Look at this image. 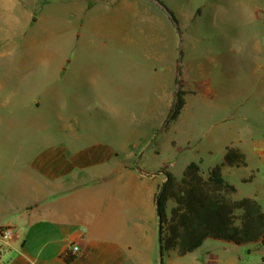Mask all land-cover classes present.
Instances as JSON below:
<instances>
[{"label": "crops", "instance_id": "crops-1", "mask_svg": "<svg viewBox=\"0 0 264 264\" xmlns=\"http://www.w3.org/2000/svg\"><path fill=\"white\" fill-rule=\"evenodd\" d=\"M39 4L33 2L31 10L22 12L19 2L0 0V20L7 25L0 28V229H13L8 248L0 252V264H239L240 247L222 242L230 257L220 262L215 255L219 248L209 244L211 239L184 256L162 250L155 195L166 176L158 166L136 165L137 155L129 151L144 136L139 130L144 120L132 128L133 112L118 113L111 100L102 98L98 104L106 113L96 121L100 124L108 118L127 127L108 130L95 123L97 129L86 128L80 100L54 99L53 87L48 86L52 68L45 59L40 64L41 79L35 75L26 81L38 66L34 59L20 60L16 40L46 17L42 10L48 5ZM66 4L75 30L93 33L111 45L146 42L144 55L162 62L169 74L168 83L162 80L157 87L170 86L175 75L166 64L165 42L173 21L160 6L150 0H72ZM187 14L174 13L177 23L190 24L187 17H195ZM128 53L133 54L128 50L123 54ZM40 54L53 56L49 50ZM35 55L26 52L27 58ZM184 74L187 88L195 93L191 77L187 71ZM203 87L209 92L207 84ZM38 90L40 98L25 95ZM71 103L73 108L68 107ZM149 107L147 101L146 113L140 116L148 117ZM54 111H58L56 119ZM181 118L173 121V130ZM252 143L264 164V138ZM214 144L207 141V154L217 151ZM229 148L226 143L219 148L222 159ZM237 150L247 163L245 152ZM120 154L127 155L121 159ZM189 165H195L202 176L212 170L204 172L194 162L185 169ZM184 170L180 176L171 175L180 179ZM73 246L78 248L76 253L70 252Z\"/></svg>", "mask_w": 264, "mask_h": 264}, {"label": "rangeland", "instance_id": "rangeland-1", "mask_svg": "<svg viewBox=\"0 0 264 264\" xmlns=\"http://www.w3.org/2000/svg\"><path fill=\"white\" fill-rule=\"evenodd\" d=\"M15 1L21 4L22 12L31 10L33 2L48 5L42 10L46 17L16 40L20 60L34 59L38 66L35 74H28L27 82L34 80L35 75L41 79L40 64L47 60L52 68L48 86L53 87L54 99L80 100L79 110L86 128L97 129L98 125L122 131L127 127L125 122L108 118H102L100 124L96 121L97 116L106 113L98 104L102 98L111 100L118 113L133 112L132 128L136 129L140 119L144 120L139 126L144 136L136 141V147H129L137 155L136 165L147 169L158 166L164 174L174 176H180L190 162L204 172L220 166L224 180L235 188L234 199L252 198L264 213V164L254 153L252 143L264 138V0H160L175 14L186 17L192 12L195 17H187L190 24L172 22L167 30L166 64L175 76L166 89L157 85L162 80L168 83V71L162 62L144 55L146 42L135 40L126 46L117 41L111 45L93 33L75 30L64 6L72 0ZM166 15L169 16L167 11ZM3 27L7 28L6 21L3 24L0 20V28ZM179 47L178 90L190 96L180 114L178 128L173 130V121L166 119L175 101ZM30 50L38 55L27 58L26 52ZM47 50L53 53L52 57L41 56ZM127 50L133 54H123ZM185 71L195 93L186 86ZM206 84L209 92L203 87ZM25 95L40 98L42 91ZM147 101L150 110L148 117L143 118L140 115L146 113ZM72 103L69 108H73ZM57 113L54 111L55 119ZM57 127L55 121L54 129ZM208 140L218 147L211 154L205 151ZM223 143L245 152L246 167L221 166L219 148ZM126 155L120 154L119 158L125 159ZM209 244L219 248L215 255L220 262L229 259L225 243L210 240ZM238 250L239 264H264V245L250 244Z\"/></svg>", "mask_w": 264, "mask_h": 264}, {"label": "trees", "instance_id": "trees-1", "mask_svg": "<svg viewBox=\"0 0 264 264\" xmlns=\"http://www.w3.org/2000/svg\"><path fill=\"white\" fill-rule=\"evenodd\" d=\"M157 1L177 24L174 13ZM186 93L178 90L167 121H175L185 106ZM221 166L246 167L245 155L229 148ZM155 195L159 221V242L163 251L184 256L207 240L221 241L236 247L264 245V213L252 198L234 199L235 188L228 184L215 166L202 176L195 165H189L180 179L165 173ZM250 180V179H248ZM244 180V181H248Z\"/></svg>", "mask_w": 264, "mask_h": 264}, {"label": "built area", "instance_id": "built-area-1", "mask_svg": "<svg viewBox=\"0 0 264 264\" xmlns=\"http://www.w3.org/2000/svg\"><path fill=\"white\" fill-rule=\"evenodd\" d=\"M13 238V229L11 227H5L0 229V241H1V248L0 252L5 251L8 246L10 241ZM78 250L77 247L73 246L70 250L71 253H76Z\"/></svg>", "mask_w": 264, "mask_h": 264}, {"label": "water", "instance_id": "water-1", "mask_svg": "<svg viewBox=\"0 0 264 264\" xmlns=\"http://www.w3.org/2000/svg\"><path fill=\"white\" fill-rule=\"evenodd\" d=\"M151 2L155 3L156 5L160 6L162 8V10H164L166 12V9H164V7H162L161 5H159V3L157 1H152L150 0ZM175 29L177 32L178 31V28H177V25H175ZM180 45H181V40H180ZM178 68H177V83H176V90H175V97L177 96V93H178V87H179V65H180V60H181V51H180V47H179V54H178Z\"/></svg>", "mask_w": 264, "mask_h": 264}]
</instances>
